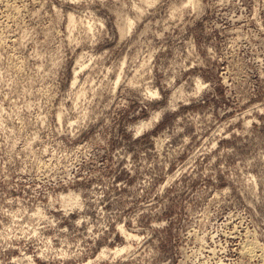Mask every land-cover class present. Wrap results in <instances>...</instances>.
Here are the masks:
<instances>
[{"label":"rangeland","instance_id":"1","mask_svg":"<svg viewBox=\"0 0 264 264\" xmlns=\"http://www.w3.org/2000/svg\"><path fill=\"white\" fill-rule=\"evenodd\" d=\"M188 1L0 0V264H264V0Z\"/></svg>","mask_w":264,"mask_h":264},{"label":"bare ground","instance_id":"2","mask_svg":"<svg viewBox=\"0 0 264 264\" xmlns=\"http://www.w3.org/2000/svg\"><path fill=\"white\" fill-rule=\"evenodd\" d=\"M188 3H194V1L193 0H189L188 1ZM71 14V13H70ZM73 18L74 17H72V15H69V17H68V20H69V22H71V21H73ZM89 27H90V25H89ZM132 27V22L130 21V19H128L127 18V20L125 21V23H124V27L122 28V31L123 32H127V31H129L130 30V28ZM92 28V27H91ZM122 71V70H121ZM119 77V76H118ZM77 78V77H76ZM74 79V78H73ZM119 79V78H118ZM151 94H157L156 92H151ZM156 118H157V116H156ZM145 124H143V125H141L139 128H141L142 126H144ZM138 130V129H137ZM66 197V196H65ZM67 197L69 198V199H71L72 198V196H71V194L70 195H68L67 194ZM71 197V198H70ZM67 198V199H68Z\"/></svg>","mask_w":264,"mask_h":264}]
</instances>
